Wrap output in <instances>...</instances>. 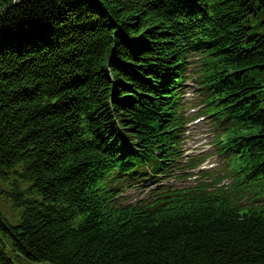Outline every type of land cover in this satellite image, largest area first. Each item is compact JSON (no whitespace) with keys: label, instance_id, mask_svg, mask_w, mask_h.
Instances as JSON below:
<instances>
[{"label":"trees","instance_id":"16d2710c","mask_svg":"<svg viewBox=\"0 0 264 264\" xmlns=\"http://www.w3.org/2000/svg\"><path fill=\"white\" fill-rule=\"evenodd\" d=\"M201 42L208 110L226 117L242 160L233 183L112 205L105 176L117 161L131 168L119 153L174 154L176 91ZM254 70L264 71V0H0V199L13 211L0 206V234L51 264H264ZM0 264H12L1 249Z\"/></svg>","mask_w":264,"mask_h":264},{"label":"rangeland","instance_id":"374dc122","mask_svg":"<svg viewBox=\"0 0 264 264\" xmlns=\"http://www.w3.org/2000/svg\"><path fill=\"white\" fill-rule=\"evenodd\" d=\"M252 74L256 77V79L260 81H264V74H258V75H255L254 73ZM196 134L197 135H195L188 143V146L191 148H199L203 143V133L201 132V130H197ZM8 211L13 213V211L10 210L9 208H8Z\"/></svg>","mask_w":264,"mask_h":264}]
</instances>
